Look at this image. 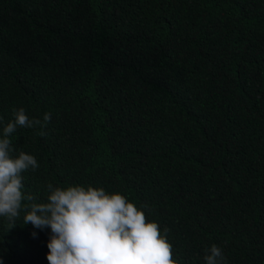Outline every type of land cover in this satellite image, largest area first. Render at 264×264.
I'll return each mask as SVG.
<instances>
[{
  "label": "trees",
  "instance_id": "1",
  "mask_svg": "<svg viewBox=\"0 0 264 264\" xmlns=\"http://www.w3.org/2000/svg\"><path fill=\"white\" fill-rule=\"evenodd\" d=\"M24 191L119 193L176 264H264V0H0V136ZM0 217L3 264H48L50 230ZM36 233L35 238L31 235Z\"/></svg>",
  "mask_w": 264,
  "mask_h": 264
},
{
  "label": "clouds",
  "instance_id": "2",
  "mask_svg": "<svg viewBox=\"0 0 264 264\" xmlns=\"http://www.w3.org/2000/svg\"><path fill=\"white\" fill-rule=\"evenodd\" d=\"M43 122L29 118L25 109L13 111V119L0 136V217L8 229L17 220L34 229L50 230L47 243L48 264H176L172 245L155 222L119 193H107L92 186L47 185L44 202L24 191L23 174L39 168L36 157L14 148L10 137L18 128H41ZM34 238L36 233L31 234ZM204 264H225L222 249L212 245L203 257ZM0 264L3 259L0 258Z\"/></svg>",
  "mask_w": 264,
  "mask_h": 264
}]
</instances>
